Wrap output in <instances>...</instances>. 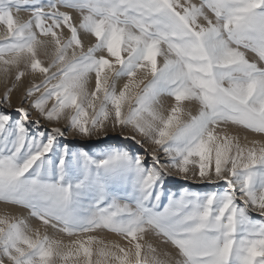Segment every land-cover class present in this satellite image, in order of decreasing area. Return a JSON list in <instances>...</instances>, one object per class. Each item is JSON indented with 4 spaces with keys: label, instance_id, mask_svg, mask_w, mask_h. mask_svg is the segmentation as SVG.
<instances>
[{
    "label": "snow or ice",
    "instance_id": "1",
    "mask_svg": "<svg viewBox=\"0 0 264 264\" xmlns=\"http://www.w3.org/2000/svg\"><path fill=\"white\" fill-rule=\"evenodd\" d=\"M0 26L2 103L39 76L22 104L66 125L0 108V203L40 221L0 215V264H264V140L229 131L264 137V0H0ZM109 124L151 163L58 143ZM169 176L220 183L165 192Z\"/></svg>",
    "mask_w": 264,
    "mask_h": 264
},
{
    "label": "rangeland",
    "instance_id": "2",
    "mask_svg": "<svg viewBox=\"0 0 264 264\" xmlns=\"http://www.w3.org/2000/svg\"><path fill=\"white\" fill-rule=\"evenodd\" d=\"M41 2L47 3L48 0H41ZM192 2L199 4L200 0H192ZM61 10L63 11L64 9H61ZM72 14L76 18H78L79 16V13L73 12ZM17 16L21 21L26 22L27 20L31 18V12L29 10H25L22 8L21 11L17 13ZM4 31H5V28L3 26H0V36L3 35ZM86 37L87 38L82 36L83 39H86L89 42L88 46L95 43L94 37H91V36H86ZM246 55L250 60H257V57L251 52H247ZM41 59H44L45 63L47 62L46 58H44L43 56H41ZM261 66H264V65H261ZM41 80L42 78L39 76H36L35 78L31 76L22 78L20 87L17 90H14L10 97L11 107H8L7 104L2 103V101L4 100V94H5L6 88H5V85L2 82H0V108H2L4 111L12 113L15 116L16 115L15 110L19 107H24L28 109L30 112V120L28 122L29 124H32L34 121L39 120L40 126L42 129H45L50 132L52 128L60 127L61 130L64 131L66 128V125L63 123V121H61L59 124H57L56 122H49L45 120L43 117H41L39 113L36 112L34 109L30 108L31 101L25 104H22L21 102L22 94L27 91V88L31 87L32 84L34 83H40ZM92 80L93 81H91L90 83V88H94V77ZM162 100H163V103L166 104V106H170L173 103L171 98H162ZM186 106L187 107L189 106L188 108H193V114H195V107L193 105H189L187 102H185V107ZM229 131L234 135L235 134L240 135L241 140H242V137H244L245 135L252 137V138L264 140V137L259 136L257 134L250 133V132H246V131L237 132L236 130L231 129V128L229 129ZM126 136H127V133L122 134L119 129L112 130L111 125L109 124V130L106 136L93 135L91 137H84L81 135L73 134L71 132H67L65 136L58 137V143L61 146L66 144L73 151L83 150V151H88L90 154H98L104 148H107L109 146L111 147L123 146V147H127L131 149L133 152H136L140 155H145L147 153V159L149 163H151L152 146L150 144L143 143V142L141 146L139 144H136L135 141L131 140L130 138L125 139L124 137ZM137 139L142 140L141 137H137ZM84 146H87V147H84ZM158 155L162 156V154H159V153ZM53 159H55V157H53ZM166 159H167L166 157H162V162L165 161ZM219 183L220 182H217V184ZM217 184H210L207 181H199L198 179L197 180H193V179L185 180L179 176H169V177H166L165 179L164 190L165 192L179 193L182 189L188 188L193 191L207 192V191L216 190ZM0 204L12 208L16 214L14 216L15 218H27L28 222L30 223L31 226H33V228L40 227V221L36 220L35 218H31L27 210L19 209L17 206L10 205V204H3V203H0ZM252 215L254 218H259L258 213H252ZM41 231L43 232V228H41ZM48 235L53 238L62 239L64 240L65 243H68L70 240L69 237L65 235H57L51 230L48 231ZM103 238L105 240L110 239L111 241L123 243V241L119 237L115 236L114 234H104Z\"/></svg>",
    "mask_w": 264,
    "mask_h": 264
},
{
    "label": "bare ground",
    "instance_id": "3",
    "mask_svg": "<svg viewBox=\"0 0 264 264\" xmlns=\"http://www.w3.org/2000/svg\"><path fill=\"white\" fill-rule=\"evenodd\" d=\"M1 30H2V29H1ZM85 38H87V37H85ZM82 39H83V38H82ZM83 42H84V44H85V47H88L89 42H88L86 39H83ZM89 46H90V45H89ZM92 81H93V80H92ZM123 82H124V81H121V82H120V86H122ZM165 106H166V104H165ZM166 107H167V106H166ZM188 107H189V106H188ZM188 107L186 106V108H188ZM190 107H191V106H190ZM247 137H248L249 140L256 139V138H252V137H249V136H247ZM258 140H261V139H258ZM262 140H263V139H262ZM241 142H242V143L244 142L243 137H242ZM4 214H8V215H10V216H12V217H14V216L16 215V214H15V211H13L12 208L0 204V215H4ZM32 227H33V226H32ZM106 241H111V240H110V239H107Z\"/></svg>",
    "mask_w": 264,
    "mask_h": 264
}]
</instances>
